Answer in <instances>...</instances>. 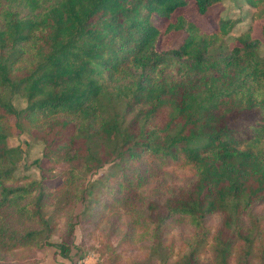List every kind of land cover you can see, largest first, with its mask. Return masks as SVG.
<instances>
[{
  "label": "trees",
  "instance_id": "trees-1",
  "mask_svg": "<svg viewBox=\"0 0 264 264\" xmlns=\"http://www.w3.org/2000/svg\"><path fill=\"white\" fill-rule=\"evenodd\" d=\"M191 2L200 15L225 3L250 11L231 19L224 10L211 34L177 17L165 30L183 33L182 43L159 50L155 18ZM251 10L263 21L261 39L251 34ZM262 49L264 0H0V260L44 248L64 219L67 239L57 248L75 264L82 250L68 241L100 184L107 196L91 200V224L125 214L128 240H148L163 258L168 232L194 229L176 264H196L210 237L215 264H229L240 240L239 263L250 264L256 237L264 259L263 218L254 214L264 203ZM12 116L20 128L47 130L45 158L53 162L56 151L69 167L58 178L42 169L20 178L23 151L7 141ZM166 166L194 176L179 187L162 176L146 197Z\"/></svg>",
  "mask_w": 264,
  "mask_h": 264
},
{
  "label": "rangeland",
  "instance_id": "rangeland-1",
  "mask_svg": "<svg viewBox=\"0 0 264 264\" xmlns=\"http://www.w3.org/2000/svg\"><path fill=\"white\" fill-rule=\"evenodd\" d=\"M246 9L250 11L245 5H243L241 9H236L233 5L225 3V6L219 5L213 7L208 14L200 15L195 4L191 2L185 9L179 10L170 19L155 18V23L164 31L160 36L157 47L159 50H167L178 47L182 43L184 38L183 33H166L165 30L168 24L176 21L177 17L182 16L187 21L198 25L204 32L211 34L216 29V19L221 12L226 10L224 16L235 19L240 12H244ZM251 12L249 17V21L252 23L251 34L254 38L261 39L263 21L253 16L257 10H251ZM245 25L246 24L241 27L244 29L247 27ZM234 34L236 35L237 33L235 32ZM261 54L264 55V49L261 50ZM15 104L21 108L26 106L25 101H20L18 98L15 99ZM8 123L9 130L7 132V141L9 147H19L23 151L22 158L17 165V173L20 178H39L41 176L40 169H42L45 176L52 177V179L58 178L60 173H63V171L69 168L68 164L61 160V155L56 154V151L52 154L53 162H48L45 158V152L48 149L47 142H45L47 130L43 129L41 126L29 128L25 123L23 124L24 128H20L14 116L10 117ZM109 166L101 169L98 173L90 174L87 177L88 180L96 182L99 177L108 173L111 167ZM158 174L159 176L155 181L151 182V187L145 190L144 195L146 197L150 196L153 187L157 186L162 176L168 184L179 187L194 176V171L190 168L166 166L159 169ZM104 190L105 187L103 184H100L95 190V192L98 193H90V200H88L90 202H88V205L86 204V209L89 210L81 220V223L77 225L73 241H68L71 243V246L76 245V247L82 250L80 255L79 252L75 254V259L81 257L76 260L75 264H176V262L190 250L187 241H191L196 232L189 226H181L182 228L171 230L165 235L162 239V248L165 251V258H163L158 251L150 248L148 240L142 242L139 241L140 238H135L133 242L128 240L126 236L127 221L124 219V216H126L125 214L114 218L104 216L103 219L98 220L99 217H103L102 215L97 218L98 221L91 224L89 219L91 218L92 208L90 206L94 204H90L91 200L93 202L99 199L105 201L107 194L103 192ZM254 214L263 218V222L256 227H259L264 235V203L254 207ZM57 223L58 230L52 235L50 240L46 241L47 245L44 248L17 250L5 261L0 260V264H70L68 260L63 258L60 250L57 248V245L64 243L63 241L67 239L65 231L62 229V227L64 228L63 225L65 221L64 219H60L57 220ZM112 223H114L113 226H111ZM207 223L211 232L210 235L213 236L219 227L218 218L211 217ZM244 225H246V227L251 225L249 218L245 217ZM212 243L211 237L203 243L198 251L199 257L196 260V264H215L214 254L211 250ZM260 247V239L256 237L252 250L256 255L252 257L250 264H264V259L259 257ZM244 248L245 242L241 240L236 242L231 250L229 264H240L239 260L242 255L241 249L244 250Z\"/></svg>",
  "mask_w": 264,
  "mask_h": 264
},
{
  "label": "built area",
  "instance_id": "built-area-1",
  "mask_svg": "<svg viewBox=\"0 0 264 264\" xmlns=\"http://www.w3.org/2000/svg\"><path fill=\"white\" fill-rule=\"evenodd\" d=\"M85 262H86V260H85ZM79 264H81V263H79ZM83 264H85V263H83ZM87 264V263H86Z\"/></svg>",
  "mask_w": 264,
  "mask_h": 264
}]
</instances>
